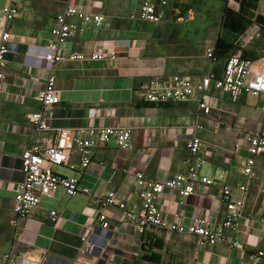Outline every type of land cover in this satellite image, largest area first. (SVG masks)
Instances as JSON below:
<instances>
[{
    "label": "crops",
    "instance_id": "obj_1",
    "mask_svg": "<svg viewBox=\"0 0 264 264\" xmlns=\"http://www.w3.org/2000/svg\"><path fill=\"white\" fill-rule=\"evenodd\" d=\"M18 17L11 23L14 49L5 57L7 78L0 85V264H264V154L256 159L255 177L249 180L243 217L236 232L225 229L230 242L213 246L196 237L168 233L156 228L139 235L121 211L107 209L110 224L103 230L97 220L93 197L115 192L137 211L136 174L164 181L185 172L186 142L192 135L204 144L202 163L196 170L212 185L197 183L195 193L182 199L175 192L161 195L159 207L165 219L175 214L189 225L205 216L219 227L227 216L221 187L247 182L241 174L248 154L237 143L249 133L264 130L260 98L241 96L236 102L210 87L206 103L210 112L197 111L194 103L149 104L143 86L149 80L175 76L199 82L210 68L206 50L218 39L234 48L219 54L213 71L220 75L226 59L236 50L247 59H264V35H236L220 26L225 0H149L162 18L157 23L137 18L145 0H17ZM160 1H165L164 6ZM68 4L87 14L102 15L101 26L92 24L60 49L63 61L55 70L60 104L50 111V130L35 134L28 115L40 110L37 93L44 88L47 72L44 49L51 40L55 17ZM235 11L238 6L231 4ZM0 0V36L5 30ZM135 12L134 14H132ZM259 13L264 16V4ZM80 26L77 19H73ZM258 38L260 45L252 44ZM253 39V40H252ZM252 40V41H251ZM115 53V59H110ZM71 54H102L103 60L70 61ZM198 124L201 130H195ZM120 127L130 130L131 147L113 144L98 150L89 168L79 169V157L70 156L74 169L54 168L65 176H76L90 195L67 197L61 192L44 198L33 214L14 227L12 205L23 180L21 154L25 148H46L61 129ZM239 197L240 193L235 192ZM51 211H56L53 220ZM81 238L91 245L81 254ZM235 241L239 247L232 246ZM135 254V256H134Z\"/></svg>",
    "mask_w": 264,
    "mask_h": 264
},
{
    "label": "built area",
    "instance_id": "obj_2",
    "mask_svg": "<svg viewBox=\"0 0 264 264\" xmlns=\"http://www.w3.org/2000/svg\"><path fill=\"white\" fill-rule=\"evenodd\" d=\"M3 1L6 6L2 10L5 30L0 36V85L7 78L5 57L14 49V45L10 42L11 23L20 12L17 0ZM165 4V1H160L161 6ZM137 18L144 22L157 23L162 16L158 13L154 2L145 0L139 7ZM73 19L79 20L81 26ZM54 22L55 25L50 31L51 40L46 45L43 54L47 72L45 86L36 95L41 108L28 115L29 123L36 135L50 130V111L60 104L55 75L57 65L63 61L59 52L60 47L73 39L83 26L90 24L101 26L104 17L87 14L75 5L68 4L56 15ZM215 45L206 50L210 68L199 82L181 76L167 80L151 79L142 88L144 101L149 104L194 103L199 113L207 115L211 108L205 101L206 92L213 87L227 95L232 102H236L241 96L260 98L259 109L264 114V59L253 62L243 58L242 52L236 50L226 59L220 75H216L213 71V64L216 62ZM115 57V53L109 56L110 59H115ZM105 58L106 56L102 54L91 56L71 54L68 59L70 61H94ZM194 129L201 130L202 127L195 124ZM262 129L264 130V124ZM109 144L121 150L129 149L131 147L130 130L120 127L86 128L79 131L61 129L57 132L54 142L46 148L38 145L25 148L21 154L23 180L15 191L12 205L16 230L19 229L21 221L29 218L39 208L44 198H52L58 192L67 197L90 195V190L82 186L78 177L59 174L54 171V168L74 169V166L70 165V156L74 152L79 157L80 171L85 172L92 164L98 150ZM204 147L203 142L197 136L192 135L185 144L187 151V158L183 162L185 172L164 181L149 180L141 173L136 174L137 197L140 202L137 211L125 200L120 199L115 192H105L93 197L92 203L97 209L100 228L109 229L110 224L106 213L107 209L113 208L122 212L124 222L132 221L139 235H144L148 229L156 228L172 234L196 237L201 243L210 246L230 242L224 232L225 229L232 233L236 232L239 220L243 217L248 183L255 177L256 159L264 154V132L249 133L243 138L242 144L235 145V150L244 148L248 154L241 169V174L247 182L237 187L222 185L221 198L227 210V216L219 227H214L211 220L205 216H196L189 225H184L181 222V215L175 214L173 221L170 222L165 219L159 207L162 194L166 191L175 192L182 199H186L195 193L197 183L213 184V181L199 176L196 172L202 163ZM262 184L264 185V176ZM235 192L240 193V196L236 197ZM50 216L54 220L57 216L56 211H51ZM259 223L264 226V217L260 218ZM81 242V254L88 255L91 249L90 243L87 238H81ZM231 245L240 246L235 241H232ZM263 256V253H258V257ZM19 264L33 263L22 260Z\"/></svg>",
    "mask_w": 264,
    "mask_h": 264
},
{
    "label": "rangeland",
    "instance_id": "obj_3",
    "mask_svg": "<svg viewBox=\"0 0 264 264\" xmlns=\"http://www.w3.org/2000/svg\"><path fill=\"white\" fill-rule=\"evenodd\" d=\"M241 1L242 0H225L220 20L221 28L230 33L240 36L245 35L246 33L259 35L260 32H262V35H264V16L259 13L260 5L264 4V0H257L254 10H248L246 7L240 8ZM231 4H236L238 6L236 11L231 8ZM225 10H231L234 12V16H232V18L229 17L228 19H226V27L222 22ZM134 13L135 12H133L132 14ZM254 38L256 39V41H253L252 44L260 45L258 42V38L256 36L253 37V39ZM219 45V50H221L222 52L234 48V45L232 43H228L223 39H219Z\"/></svg>",
    "mask_w": 264,
    "mask_h": 264
},
{
    "label": "trees",
    "instance_id": "obj_4",
    "mask_svg": "<svg viewBox=\"0 0 264 264\" xmlns=\"http://www.w3.org/2000/svg\"><path fill=\"white\" fill-rule=\"evenodd\" d=\"M256 3H257V0H242L240 2V8L246 7L248 10H254ZM232 16H234V12L233 11H231V10H225L224 16H223V19H222V22H223V24H224L225 27H226V24H227L225 22L226 19H228L229 17L232 18ZM219 48H220V45H219V39H218L217 42H216V45H215V53H214L216 58H217V56L219 54H224V53H227L228 52V50L225 51V52H222L221 50H219ZM242 57L245 58V59L248 58L247 57V54H245L244 52H242ZM249 60H251L253 62L256 61L255 58H249Z\"/></svg>",
    "mask_w": 264,
    "mask_h": 264
}]
</instances>
